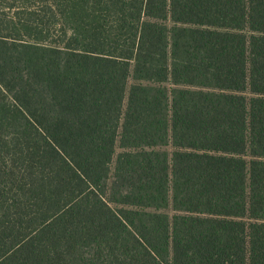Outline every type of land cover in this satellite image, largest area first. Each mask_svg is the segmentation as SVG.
<instances>
[{"label": "trees", "instance_id": "1", "mask_svg": "<svg viewBox=\"0 0 264 264\" xmlns=\"http://www.w3.org/2000/svg\"><path fill=\"white\" fill-rule=\"evenodd\" d=\"M0 264H264V0H0Z\"/></svg>", "mask_w": 264, "mask_h": 264}, {"label": "rangeland", "instance_id": "2", "mask_svg": "<svg viewBox=\"0 0 264 264\" xmlns=\"http://www.w3.org/2000/svg\"><path fill=\"white\" fill-rule=\"evenodd\" d=\"M164 23L168 26L169 29H171V28L173 27V25H174L173 22L171 21V19H170L169 16H168V18L164 21ZM168 60H169V64L171 65V57H170V56H169ZM132 72H133V65H132V67H131V74H132ZM134 83H135V82H134L133 78L131 77V78L128 80V84H127V92H126V100H125V102H124V109H125V107H126V102H127V97H128V94H129V90H130L131 86H132ZM162 86H164V87H166V88L168 89V92H169V95H170V99H171L172 91H173V89L175 88L174 84H172L171 80L169 79V81L165 82ZM246 96H247L248 98H250L251 95H250L249 93H246ZM119 132L121 133V127H120ZM119 145H120V144H119V141H118V143H117V145H116V148H117V149H116V155H115V157H114V159H113V162H112V164H111V170H112V171H111V176H113L114 173H115V166H116L117 157H118L119 154L122 152V149L120 148ZM162 151L167 152V153L169 154V156L172 157V154H173V151H174V148L172 147V143L170 142L169 145H167L166 147H163V148H162ZM246 159H247V160H250L249 157H246ZM165 213H167V214L170 216V218H173V217L176 215V212L173 210L172 205H170L169 208L165 210Z\"/></svg>", "mask_w": 264, "mask_h": 264}]
</instances>
